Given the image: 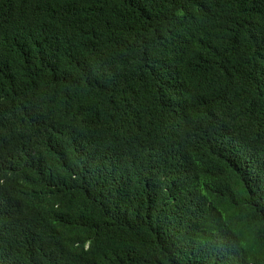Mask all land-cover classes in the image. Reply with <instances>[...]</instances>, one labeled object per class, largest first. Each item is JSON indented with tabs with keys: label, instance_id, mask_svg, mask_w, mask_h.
Wrapping results in <instances>:
<instances>
[{
	"label": "trees",
	"instance_id": "trees-1",
	"mask_svg": "<svg viewBox=\"0 0 264 264\" xmlns=\"http://www.w3.org/2000/svg\"><path fill=\"white\" fill-rule=\"evenodd\" d=\"M0 264H264V0H0Z\"/></svg>",
	"mask_w": 264,
	"mask_h": 264
}]
</instances>
